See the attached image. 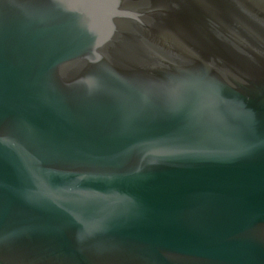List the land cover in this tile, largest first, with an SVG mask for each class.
<instances>
[{
    "label": "water",
    "instance_id": "1",
    "mask_svg": "<svg viewBox=\"0 0 264 264\" xmlns=\"http://www.w3.org/2000/svg\"><path fill=\"white\" fill-rule=\"evenodd\" d=\"M0 264H264V0H0Z\"/></svg>",
    "mask_w": 264,
    "mask_h": 264
}]
</instances>
